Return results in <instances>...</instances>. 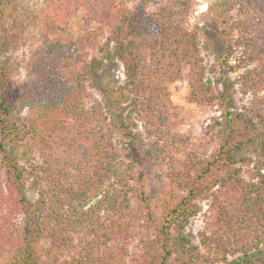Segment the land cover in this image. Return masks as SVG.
<instances>
[{"label":"trees","instance_id":"16d2710c","mask_svg":"<svg viewBox=\"0 0 264 264\" xmlns=\"http://www.w3.org/2000/svg\"><path fill=\"white\" fill-rule=\"evenodd\" d=\"M18 2L0 0V264H202L183 229L203 199L204 229L215 230L223 256L255 264L253 252L264 254V0L213 4L225 38L223 65L240 70L235 83L251 98L243 111L221 112L223 142L204 159L188 135L173 131L165 88L186 63L192 101L230 103L205 76L195 32L181 22L158 27L118 0H42L32 19L39 49L15 100L3 52L18 36L6 25ZM80 9L84 22L120 30L106 56L122 62L124 80L108 91L117 103L131 100L127 121L86 102L85 81L98 68L81 61L75 40L49 36ZM153 34L158 46L146 62L138 39ZM53 111L61 116L42 126ZM23 128L26 140L11 156L4 140ZM250 142L253 156L236 159L232 151Z\"/></svg>","mask_w":264,"mask_h":264},{"label":"rangeland","instance_id":"374dc122","mask_svg":"<svg viewBox=\"0 0 264 264\" xmlns=\"http://www.w3.org/2000/svg\"><path fill=\"white\" fill-rule=\"evenodd\" d=\"M42 0H19L7 11V29L14 34L11 45H7L3 52L4 62L11 72V96L17 100V94L21 91L22 84L27 80V67L32 54L39 49V36L32 19ZM217 0H118L119 5L127 8L130 12H140L152 24L158 27L162 23H177L186 29L195 32L200 46V55L205 68V76L212 82L214 94L220 98V90L225 95V101L230 103H214L215 105H205L192 101L189 97L191 68L188 64H183L177 78L167 82L165 88L169 99L167 114L171 118L173 131L186 134L190 140L196 143L197 154L204 159L214 153L219 144L224 139V130L221 112L230 109L234 113L243 111L250 102V94H243L239 86L235 83V77L240 71L227 70L223 64L225 53V38L221 35L219 22L213 17V4ZM226 8V7H225ZM227 14H233L234 8L226 9ZM83 9L70 16L62 29L49 30L50 37H60L63 41L75 40L77 52L81 61L93 64L98 68V74L91 76L85 81L86 102H100L109 118L116 122L127 121V111L131 106V100L122 98L117 103V98L108 89L117 90V87L124 80L123 64L115 57H107L108 52L115 46V34L120 32L118 27L108 28L99 26L93 21L86 23L83 21ZM157 30V29H156ZM124 31L122 28L121 32ZM122 34V33H121ZM158 35L140 37L139 53L142 60H150L151 52L158 46ZM81 62V63H82ZM216 88V89H215ZM217 102H220V101ZM20 117H16L21 125L24 116L20 112ZM58 111H53L44 120L42 126L48 128L60 117ZM219 122L222 124L220 125ZM244 125V124H242ZM139 136H144L141 127L134 128ZM25 129L21 131V136L14 139H5V147L11 156H18L20 153V143L26 140ZM253 143H246L241 148L232 151L236 159L240 157L253 156ZM30 199L34 198L31 191L27 192ZM201 211L189 218L183 229V234L190 240V244L198 246L194 252L202 260V264H243L237 260L238 254L223 256V247L214 240L215 230L204 229L207 220V200H201ZM205 231L200 235V232ZM205 240V243L201 242ZM46 245L48 241H43ZM264 248V244H262ZM255 256L251 261L261 264L264 254L253 252ZM194 255V254H193ZM173 255L172 257H174ZM193 258V257H192ZM169 264H177V259L172 258ZM250 264V262L244 263Z\"/></svg>","mask_w":264,"mask_h":264}]
</instances>
